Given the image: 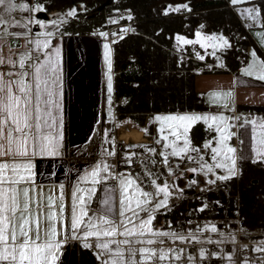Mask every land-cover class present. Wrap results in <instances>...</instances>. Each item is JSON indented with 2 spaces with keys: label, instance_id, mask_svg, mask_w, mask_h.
Here are the masks:
<instances>
[{
  "label": "snow or ice",
  "instance_id": "6c2138e0",
  "mask_svg": "<svg viewBox=\"0 0 264 264\" xmlns=\"http://www.w3.org/2000/svg\"><path fill=\"white\" fill-rule=\"evenodd\" d=\"M241 2L242 0H231L233 5ZM182 7L189 10L187 5ZM17 10L44 11L39 5L29 8L28 4H18L16 0H0V11L8 17ZM248 12L252 15L254 10L249 9ZM4 14H0V27H23L28 31V25L32 23L41 28L45 27V24L38 20H29L21 25L12 19H6ZM75 14L74 9L67 13L68 16ZM258 15L256 13L253 18ZM122 31L127 32L128 29ZM11 34L0 32V40ZM40 35L45 39L29 41L33 44V49L17 53L9 48L7 56L3 54V44H0V67L7 66L9 69L7 72L0 71V264H60L63 248L69 240H79L84 249L94 248L100 264H164L170 260L180 261L183 250L154 247L156 244L163 245L165 238L173 243L193 240L200 242L199 237L191 233L185 236L176 231H162L153 227L155 213L169 206L172 186L167 182L158 184L156 179H152L151 184L155 192H148L131 174L119 177V220L113 212L111 196H106L102 201V214H89V202L97 191L96 185L107 179L101 174L111 175L110 166L106 163H98L93 169L85 172L80 180L92 186L81 188L77 185L71 194L69 205L64 201L63 185L60 186L61 193L57 198L51 194L42 196L31 187V158L36 155H59L63 140L62 117L59 116L62 95L59 91L60 49L44 52L45 59L33 62L32 52L39 53L41 49H48L49 38L54 33L45 32ZM100 35L107 37L108 34ZM196 35L197 41H189L183 37H177V40L184 44L198 43L201 34ZM205 39H219L222 41V47L230 46L228 40L223 37L209 36ZM260 39L264 43V33ZM201 47L204 45L201 44ZM104 49L108 103L111 105V49L108 44L104 45ZM252 55L253 63L244 70L245 75L264 81V62L255 59V52ZM232 95L231 92H212L209 98L210 102L227 109V100ZM154 119L161 125L158 129L160 137L156 141L157 144L162 140V147L171 149L170 152H160L165 166H168L170 156L191 160L193 157L190 154L195 153L200 162L199 168L194 167L189 171L200 172L206 176L215 175V179L207 181L209 185L217 181H227L237 175V150L228 144L234 135L230 128L236 125L231 124L229 118L223 115L193 113L158 115ZM200 121L219 134L217 146L213 147L212 142L203 145L204 149H210L212 164L204 162V157L199 155L200 149L193 146L189 136L192 126ZM244 123L252 125V150L257 160L264 163V120ZM166 128L169 129L167 134ZM149 151L154 153L155 149ZM108 155H115V152H109ZM214 169L223 170L226 174L216 175ZM172 174L169 168V175ZM206 206L201 207L200 211ZM142 213L146 215L142 216ZM205 229L217 232L215 225L205 226ZM91 238H95L94 246ZM208 242L212 243L211 240ZM254 251L262 252L264 247L258 246ZM199 256L201 259L206 258V250L201 249ZM188 259L192 261L193 257L189 255Z\"/></svg>",
  "mask_w": 264,
  "mask_h": 264
},
{
  "label": "trees",
  "instance_id": "16d2710c",
  "mask_svg": "<svg viewBox=\"0 0 264 264\" xmlns=\"http://www.w3.org/2000/svg\"><path fill=\"white\" fill-rule=\"evenodd\" d=\"M16 2L26 3L31 8L42 6L44 11L41 12L45 13V17L40 14L42 19H50L51 13L62 14L74 9L76 14L67 15L66 22L59 27L60 34L100 35L114 25L130 23L129 33L111 42L114 115L120 120L133 119L146 133L149 130L144 124L149 115L212 111L202 92L197 90L195 78L200 73H238L249 60L248 49L258 47L251 36L252 28H264V0H246L245 6L242 5L252 7L253 13L259 14L256 23L247 22L240 5H233L231 0ZM183 5L189 10L183 9ZM175 8L181 10H172ZM199 29L207 35L227 38L230 46L212 50L201 47L200 43L184 44L177 40V37L193 40ZM243 107L248 111L264 112V106H240ZM211 133L208 126L199 122L193 125L189 136L193 146L201 150ZM239 166L240 174L212 190L199 191L198 184L188 185L182 177L176 176L183 197L169 208L156 212L153 227L183 232L198 228L201 220L211 219L223 230L241 226L247 233L243 239L250 238L248 234L254 231L264 234V163L245 158L239 161ZM185 173L187 178L204 184L203 173ZM204 205L207 206L200 211ZM233 218L237 222H230ZM229 247L233 249V246H225ZM210 249L218 253L210 259V264H221L222 247L212 245ZM189 250L193 252L194 245ZM60 264H100V261L92 249H84L81 243L71 241L63 248Z\"/></svg>",
  "mask_w": 264,
  "mask_h": 264
},
{
  "label": "crops",
  "instance_id": "0c3cea01",
  "mask_svg": "<svg viewBox=\"0 0 264 264\" xmlns=\"http://www.w3.org/2000/svg\"><path fill=\"white\" fill-rule=\"evenodd\" d=\"M245 1L239 3L241 9L244 8ZM32 14L33 12L20 14L21 18H19V20L17 19V22L21 25L26 24L29 20H33ZM14 15L15 13L13 12L11 17L6 15L5 18L12 19ZM44 20L39 21L43 22L45 27L38 28L33 26L34 29H31L32 25L35 23L29 24L28 28L30 31L23 27H0V32L6 31L12 33L11 35H7L3 40H0V44L4 46L3 54L5 56L8 55L9 48H12L17 53L33 49L34 46L29 43V41H34L36 39L44 40L45 37L40 34L45 32L54 33V35L49 38L50 47L48 49H41L39 53L33 51L32 56H36H33V62L37 59H45L44 52H52L55 48L60 49L59 91L62 95L60 97L61 110L59 116L62 117V147L59 150V155H36L31 158V187L35 189L36 193L42 196L46 197L51 194L54 198H57L61 193L60 186L63 185L62 191L64 201L66 205H69L71 203V194L77 185L81 188L92 186L91 184L81 182L80 178L85 172L93 169L98 163H106L110 166L109 172L111 175L108 173L101 174L107 177V179L96 185L97 191L89 202L90 215L102 214L104 209L102 201L106 196H111L112 206L116 205L115 207L119 208L120 190L118 178L129 175L126 170H131V172L134 170L139 173L142 172L143 168H141V166H135V163L134 166H127L130 165V162H128L127 158L129 157L124 154L125 152L129 154L134 150L135 152L147 153L148 155H146L148 158L144 156L143 159H149L150 162L145 160L149 163L155 161V163L151 164L153 167H156V165L162 161V157L158 155L157 152L161 148L163 149L162 145L164 141L161 145L156 142L158 136L160 137L158 129L161 125L156 122L154 118L158 115L164 116L173 114L160 112L159 114L147 116L145 122V128L149 130L147 133L145 129L139 127L133 119H117L116 115H114L115 101L113 104L111 102V105L107 103L106 108L104 102V98H106L108 102V92L105 86L107 80L105 79L103 70L104 63L102 60V53L105 50L104 45L107 43L111 49V57L113 60V46L111 43L105 42L103 39L101 40L102 36L97 34H60L59 27L65 22H57V20L53 18L46 19L50 21ZM49 23L54 24L52 27H48ZM260 31H264L262 26H255L251 30V36L258 46L252 48H262L261 54H264V43H261L259 40ZM15 33H24V35L18 36L15 35ZM257 41L260 42L262 46H260ZM248 59L246 65L242 66L238 73L228 71L220 73H200L197 75L195 78L196 88L198 91L202 92L213 111H217V113L224 115H228L229 113H231V115H239L241 112L246 111L244 107L240 108V106H264V81L257 80L254 76L245 75L244 70L250 62V54ZM255 59L257 60L256 57ZM8 70L7 66L0 67V71L7 72ZM113 81L114 74L112 84ZM104 91H106L107 95H105ZM212 92H231L233 95L227 100L229 108L225 109L218 104L210 102L209 94ZM113 95L114 88L111 94V100H113ZM251 112L246 114L247 116L244 115L243 118H248L250 121V119L256 117V115L264 117V112H259V110ZM189 113L199 114L201 112ZM245 121L248 120L246 119ZM116 123L118 125L117 127ZM155 129H157V131ZM135 131L138 133L136 135V138L138 136L137 139H132V136H129V139L122 138L123 134L132 135ZM168 131L169 129L166 128L165 134H167ZM237 135L238 130L235 134L237 139L233 141L234 145V142H236L235 148L240 146ZM169 139H172V137H169ZM180 143H182V141ZM228 144L230 145L231 143L228 141ZM250 145H252L251 141ZM150 149H155V152L149 151ZM112 151L115 152V155H108V153ZM236 156L238 157L236 166H238V162L246 156L240 158L239 151H237ZM111 158H115V163L111 161ZM116 158H118L117 161ZM174 159V157L170 156L169 162L175 161ZM130 174L132 176L133 173ZM58 202L57 200V203ZM70 241L73 240H69L68 242ZM91 241H95V238H91ZM75 242L80 243L79 240H75ZM249 245L253 246L254 243H250ZM251 257L258 261V258H256L257 256L252 255Z\"/></svg>",
  "mask_w": 264,
  "mask_h": 264
},
{
  "label": "rangeland",
  "instance_id": "374dc122",
  "mask_svg": "<svg viewBox=\"0 0 264 264\" xmlns=\"http://www.w3.org/2000/svg\"><path fill=\"white\" fill-rule=\"evenodd\" d=\"M242 1H245V0H242ZM238 5H239V3H238ZM29 8H31V7L29 6ZM250 8H252V7H245L243 9L240 8V11H241V13H244V16L247 19L246 20L247 22L256 23V20H258V19L255 20L253 18V15H255L256 13L255 14L253 13L252 15H250L248 12V10ZM14 13H15V15L13 16L12 20L17 22V19L19 20V18H21L20 14L22 15V13H25V12L17 10ZM67 13L68 12H65L62 14L58 13L56 15H54V13H51L50 16L54 20H57V22H60V21L66 22ZM0 14H4V13H2V11H0ZM40 14H44V12H40V11L39 12H33L32 19L34 21L35 20H38V21L44 20L42 18H39ZM4 15L6 16L7 14H4ZM118 18L120 19V17H118ZM46 21H50V20H46ZM53 24L54 23H49L48 27H52ZM33 26L39 28V26H37V24H34V25H32L31 29H34ZM198 33L201 34L200 38H199L200 42H198V43L203 44L205 48H210L212 50L214 48H215V50L220 49V48H225V47L221 46L222 41H220L219 39L213 40V41H209V40L205 39L206 37H209V36L217 37V38H218V36H214V34L207 35L203 31H200V29L198 30ZM262 33H264V31H260L259 35L261 36ZM219 37H221V36H219ZM223 38L227 40V38H225V37H223ZM102 39H103V41L107 42L105 40V39H107V37L102 36L101 40ZM197 39H198V37L196 36L192 41H197ZM259 40L261 42L260 37H259ZM260 42H258V44L260 46H262L260 44ZM104 51L102 53V60L104 63L103 70H104V74H105V79L107 80V76H106L107 66H106L105 60H104ZM255 51H256V58H257L258 62H264V54H261L262 48L261 49L258 48V50L256 48H254V49L252 48V49H249V54L251 55L250 62L248 63V66L245 68H248L249 65L252 64V62H253L252 53ZM34 57H36V56H34ZM110 59H111L112 67H113V60H112L111 54H110ZM112 73H113V71H112ZM111 75L113 78V74H111ZM105 86L107 88V81L105 83ZM104 93H105V95H107L106 91H104ZM104 102H105V108H106L107 103H108L106 98H104ZM111 102L113 104L114 100H111ZM249 112H251V111H249ZM249 112H248V110H246V111L241 112V114H239V115H231V113H229L228 115H226V114L224 115V114L217 113V111L212 110V111H207V112L201 111V113H199V115H223V116L229 118V122L231 124L236 125L235 127L230 128V131L234 134L231 137V139L229 140V142L231 143L230 146L235 148L236 142H234L235 143V145H234L233 141L234 140L236 141V139H237L235 137V134H236V131L238 130L237 137L239 138L240 146L238 148H236V150L240 152V158L246 156V157H248V158L245 157L246 159L257 160L256 155L252 150L253 149L252 125L250 123L245 124L244 121L246 119L249 121V119L243 118L244 115L247 116L246 114H249ZM260 112H262V111H260ZM188 113L189 112L180 113V114H188ZM251 113H253V112H251ZM171 114H173V113H171ZM189 114H191V113H189ZM173 115H176V114H173ZM237 117H239V119H236ZM252 120L260 121V120H264V117H259L258 115H256V117H253L252 119H250V121H252ZM202 122L203 121H200V123H202ZM118 123H119V121H118ZM197 123H199V122H197ZM157 125H158V123H157ZM205 125L208 126L207 124H205ZM117 126L118 125L116 123V127ZM144 127H146L145 124H144ZM127 128H129V127H127ZM155 130L157 131V129H155ZM211 134H212V136L210 138H208L206 142H212V146L215 147V146H217L216 141L219 139V134L217 132H215L214 130H212ZM158 139H159V136H158ZM250 141L252 142V145H250ZM161 143H163V141H161ZM161 143L159 145H161ZM162 151L170 152L171 149L166 150L164 148L163 149L161 148L160 150H158L157 154L160 155V152H162ZM124 154L127 157H130V160H129V158H127L128 162H130V165H127V166H134V163H135V166H138V167L141 166V168H143L142 172H140V173L136 172L135 170L132 172H131V170H126V172H128L129 174L133 173L132 177L137 180V182L144 188V190H146L148 192H155V188L151 184L152 179H156L158 184H163L164 182H167L170 186H172V188H171L172 196L169 199V206L171 204L177 202V200H179L181 197H183L180 193L181 188L179 187L178 182L175 181L176 176L182 177L184 179V182H186L188 185L198 184L199 188L197 190H199V191H203L204 189H209V190L216 189L218 187L219 183L225 182V181H217L215 184L209 185L207 183V181L209 179H215V175L208 174L206 176L203 174V176H205L204 184L196 183V182L192 183V181H195V180L191 177L187 178V175L185 172L187 171V172L191 173V175L198 174V172L192 173L191 171H189V169L194 168V167L199 168L200 162L197 158V154H195V153L190 154L193 157V159H191V160H189L187 158H179L178 159V158L174 157L175 161H173V162L170 161L171 163L169 162L168 166H165L163 164V158H162V161L160 163H158L156 165V167H153V165H151L153 162L149 163L150 162L149 159H145V158L143 159L144 156L148 158L147 153L135 152L133 150L129 154H127L126 152ZM199 155H202L204 157V162H206L208 164L213 163V161L211 160L210 149H204V147H203L200 150ZM245 158H243V159H245ZM114 160H115V158H111V161L113 163H115ZM117 160H118V158H116V161ZM145 160H147L149 162H146ZM131 162H132V164H131ZM238 166H239V162H238ZM238 166H236L238 169L237 175L240 174V166L239 167ZM169 168H171V170H172V173H173L172 175H169ZM214 172L216 175L226 174L223 170H220V169H214ZM115 206L116 205L112 206L113 212L116 216V219L119 220V215H118L119 208H116ZM169 206L167 208H169ZM141 215L144 216L146 214L142 213ZM195 222L196 221L194 220V223ZM230 222H237V220L233 218V219H230ZM198 225H199V227L196 229L192 228L189 231H183V232L178 231V233H182L185 236H188L189 233H191L194 236L199 237L200 242H196L195 240H193L191 242H183L182 243V242L177 241V242L173 243L171 240L165 238V243L163 245H160V244L154 245V247H157V248L164 247V248H168V249L176 248L178 250H183L180 261L170 260V261L164 262V264H210V259L218 254L217 252H214L210 249V246H212V245H215V246L220 245L222 247L223 252H221V255H223L224 257H223V261L221 264H264V251H262V252L254 251V249L257 248L258 246L264 247V243H262V242H264V234L260 235L261 233L259 231H254V232L248 234V235H250V238L248 237L246 239H243L244 237L247 236L246 235L247 233H245L244 229L242 230L241 226H238L236 229L234 228V229H229V230H223V229H221V227L220 228L218 227V223L216 220H211V219L201 220L200 222H198ZM211 225H215L217 227L216 233H213V232L205 229V226H211ZM256 236H258V237H256ZM209 240H211L212 243H209L208 242ZM91 243L93 244V246L95 245V241H91ZM250 243H252V244L254 243V245L250 246L249 245ZM193 245L195 247V250L193 252H190L189 248ZM228 245H230L231 247L233 246V249H230V247L228 249H226L225 246H228ZM201 249L206 250V258H204V259H201L199 256V252ZM93 251L95 252V255H96V250L94 248H93ZM189 255L191 257H193L192 261H189V259H188ZM252 255L257 256L256 258H258V261H256L255 259H252V257H251ZM228 257H231L232 259L229 260ZM158 264H159V262H158Z\"/></svg>",
  "mask_w": 264,
  "mask_h": 264
},
{
  "label": "built area",
  "instance_id": "2783aa9c",
  "mask_svg": "<svg viewBox=\"0 0 264 264\" xmlns=\"http://www.w3.org/2000/svg\"><path fill=\"white\" fill-rule=\"evenodd\" d=\"M123 29H128L127 32H123ZM130 30V23H122L119 25H114L113 27H110L107 29L106 33L107 35V39H105L107 42H112L116 37L123 35V34H127L129 33ZM115 34V35H113Z\"/></svg>",
  "mask_w": 264,
  "mask_h": 264
},
{
  "label": "bare ground",
  "instance_id": "6f19581e",
  "mask_svg": "<svg viewBox=\"0 0 264 264\" xmlns=\"http://www.w3.org/2000/svg\"><path fill=\"white\" fill-rule=\"evenodd\" d=\"M137 134H138L137 131L133 132L132 135H130V134H123V135H122V138H123V139H129V136H132V139H133V138H134V139H137V138H138V136H137V138H136V135H137Z\"/></svg>",
  "mask_w": 264,
  "mask_h": 264
},
{
  "label": "water",
  "instance_id": "95a60500",
  "mask_svg": "<svg viewBox=\"0 0 264 264\" xmlns=\"http://www.w3.org/2000/svg\"><path fill=\"white\" fill-rule=\"evenodd\" d=\"M42 16H43V17H45V13H44V14H42Z\"/></svg>",
  "mask_w": 264,
  "mask_h": 264
}]
</instances>
